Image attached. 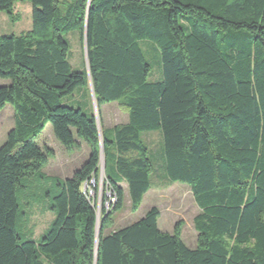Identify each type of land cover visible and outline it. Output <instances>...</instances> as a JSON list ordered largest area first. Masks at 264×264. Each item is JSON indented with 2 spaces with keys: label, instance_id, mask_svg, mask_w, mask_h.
I'll use <instances>...</instances> for the list:
<instances>
[{
  "label": "trees",
  "instance_id": "obj_1",
  "mask_svg": "<svg viewBox=\"0 0 264 264\" xmlns=\"http://www.w3.org/2000/svg\"><path fill=\"white\" fill-rule=\"evenodd\" d=\"M16 1L0 0L15 21ZM31 28L0 35V110L13 125L0 144V264H264V0H26ZM87 18V19H86ZM86 52L94 104L116 102L127 121L103 126L62 101L82 86L62 34L78 33ZM139 40L159 49L161 79L147 82ZM48 121L65 148L85 142L87 159L55 180L54 218L35 242L16 228L17 187L46 164L51 148L36 137ZM159 131L162 179L189 186L198 213L195 247L158 228L153 206L131 224L105 233L123 206L126 184L135 211L159 178L141 139ZM114 202L83 190L99 173ZM95 194L97 188L94 187ZM92 200V201H91Z\"/></svg>",
  "mask_w": 264,
  "mask_h": 264
},
{
  "label": "rangeland",
  "instance_id": "obj_2",
  "mask_svg": "<svg viewBox=\"0 0 264 264\" xmlns=\"http://www.w3.org/2000/svg\"><path fill=\"white\" fill-rule=\"evenodd\" d=\"M64 2L66 0H58ZM31 5L29 1H16L12 7V14L17 17L13 21L10 16L0 11V35L26 32L31 28ZM68 45L67 61L72 71H81L85 68L83 43L80 42L77 32L69 31L62 34ZM145 61L150 69L146 77L147 82L161 79L160 53L158 47L149 40H139ZM8 83V80L0 79V84ZM74 108H80L84 113H94L98 118L100 114L103 126L110 127L127 121V113L122 111L116 102L105 103L96 107L92 97L87 93V87H79L74 94L62 101ZM99 120V119H98ZM13 125V109L6 104L0 110V144L3 142L6 132ZM76 146L65 149L52 135L48 121H45L41 132L33 138L39 146L51 148L46 164L34 175L24 177L17 187L18 210L16 216V228L21 238H28L35 242L49 227L54 218L51 209L50 196L56 191L55 180L70 177L87 159L89 150L84 141L76 138ZM141 139L148 148V156L153 164L154 171L160 174L159 178H151V188L144 194L141 203L135 211L130 209V200L126 184L120 186L124 191L123 206L114 212L109 228L104 232L121 228L142 218L146 211L155 206L159 211L157 226L160 230L171 232L176 222L181 223L180 238L189 247H195L196 231L193 228L192 219L198 213V208L193 200L189 186L174 182L167 184L161 177L162 168V139L159 131H145L141 133ZM84 185L83 190L92 202L103 203V195L108 208L113 198L104 184V173H98L97 178ZM94 187L97 188L95 194Z\"/></svg>",
  "mask_w": 264,
  "mask_h": 264
},
{
  "label": "water",
  "instance_id": "obj_3",
  "mask_svg": "<svg viewBox=\"0 0 264 264\" xmlns=\"http://www.w3.org/2000/svg\"><path fill=\"white\" fill-rule=\"evenodd\" d=\"M89 1L90 0H88V3H89ZM86 26H87V23H86V20H85L84 32H83V49H84L85 65H86V70H87V76H88V83H89L90 93H91L92 100L94 102V94H93V91H92L91 79H90L89 71H88V61H87V52H86V48H87V44H86ZM93 116H94V119L96 121L99 133H100L99 121H98V118H97V116L95 114V111L93 113ZM99 160H100L99 173L102 174V173H104V155H103V144H102L101 141H100V148H99ZM99 215H100V204L97 203L96 204V223H95V251H96V245H97V242H98L99 229H100Z\"/></svg>",
  "mask_w": 264,
  "mask_h": 264
},
{
  "label": "built area",
  "instance_id": "obj_4",
  "mask_svg": "<svg viewBox=\"0 0 264 264\" xmlns=\"http://www.w3.org/2000/svg\"><path fill=\"white\" fill-rule=\"evenodd\" d=\"M93 180H91L90 184L92 183ZM114 201V200H113Z\"/></svg>",
  "mask_w": 264,
  "mask_h": 264
}]
</instances>
